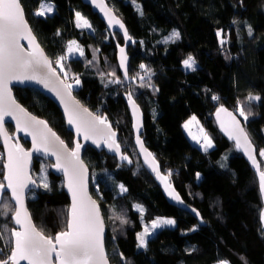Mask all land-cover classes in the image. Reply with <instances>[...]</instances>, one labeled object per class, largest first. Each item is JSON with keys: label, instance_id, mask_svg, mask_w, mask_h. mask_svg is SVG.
Listing matches in <instances>:
<instances>
[{"label": "trees", "instance_id": "16d2710c", "mask_svg": "<svg viewBox=\"0 0 264 264\" xmlns=\"http://www.w3.org/2000/svg\"><path fill=\"white\" fill-rule=\"evenodd\" d=\"M106 1L134 40L128 47L129 79L120 84L108 83L107 73L112 66L110 72L115 71L122 79L116 47L123 44V38L117 32L111 34L89 6L81 0H53L55 11L39 17L34 14L39 0H21V4L34 34L52 61L65 54L69 40H76L84 49L83 57L71 58L65 66L79 74L80 84L73 85L72 92L91 111L111 121L126 144V147L121 145L122 151L133 161L129 165L120 164L114 156L90 146L83 155L90 173L98 174V189L91 182L90 191L105 218V248L110 263L264 264V219L261 218L264 202L258 178L214 120L219 106L232 110L241 120L264 170V157L259 156V150L264 149V0ZM137 4L143 15L137 11ZM77 11L89 20L92 29L75 26ZM174 29L180 33L179 39L164 43V37ZM218 31L222 33L220 37ZM221 39L225 40L223 45ZM94 48L99 50L95 65L106 74L104 82L88 63ZM189 55L195 59L194 69L183 65ZM140 64L152 70L151 80H146L152 88L140 87L139 79H131L137 73L143 75ZM13 90L24 107L44 118L72 147L73 135L48 97L31 87H13ZM129 91L143 112L145 145L161 171L165 175L171 171L170 182L183 201L199 212L200 218L168 203L142 166L132 141L126 95ZM249 93L262 99L248 101ZM213 95L219 100H212ZM241 106L251 113L247 121L239 116L237 109ZM192 115L212 139L213 147L206 152L185 132L183 124ZM6 128L10 132L14 130L11 124H6ZM22 142L29 146L28 142ZM42 162L50 165L48 160L34 158L32 175L38 172ZM2 165L3 157L0 178ZM47 181L50 188L41 186L31 191L27 204L37 228L46 236H53L65 229L69 198L61 177L49 170ZM117 184L125 185L127 192L121 194ZM135 204L144 207L143 218L133 207ZM116 217H123L128 223L122 224ZM156 217L173 218L175 226L158 229L149 237L146 249L137 248L136 233ZM5 223L13 227L11 213L0 216V225ZM0 245L10 248L7 240H0ZM8 248L0 253V258L5 257Z\"/></svg>", "mask_w": 264, "mask_h": 264}, {"label": "snow or ice", "instance_id": "6c2138e0", "mask_svg": "<svg viewBox=\"0 0 264 264\" xmlns=\"http://www.w3.org/2000/svg\"><path fill=\"white\" fill-rule=\"evenodd\" d=\"M93 6L97 7L107 19L109 28L118 26L123 30L125 41L132 38L128 35L123 22L114 14L113 10L107 6L105 0H91ZM135 3V0H133ZM137 11L143 15L140 5H136ZM55 11L53 0H39V6L35 10V15L45 17ZM235 23V21H233ZM75 26L81 29H92L93 26L89 20L79 11L75 12ZM248 34L252 35V29L249 27ZM59 35V32H57ZM222 35L221 31L217 36ZM180 33L173 30L169 36L164 37L163 42H174L179 39ZM28 42L27 47L21 43V40ZM221 45L225 43L220 40ZM95 51H99L98 49ZM119 67L123 70L124 80L129 79L127 56L125 48H120ZM83 57L84 49L76 40L67 41L66 54L50 60L40 47L35 35L25 19L24 9L21 0H0V137L3 138L7 150V160L4 164L5 174L3 181H0V216H8L11 213V219L18 228H9L5 223L0 225V240H7L10 244L0 248L3 252L8 248L4 258H0V264H21L26 261L27 264H109V259L105 251L104 229L105 223L101 216L100 205L96 200L88 195L87 191V166L80 157V151L83 145L76 141L75 147L69 149L63 140L48 126L47 122L31 115L26 109L21 107L11 95L9 83L11 81H35L43 85L44 88L54 92L64 106V112L67 116V123L75 127L76 135L83 136L85 141H92L97 148L102 145L110 152H113L121 161L132 164L133 161L126 152H122L120 142L117 140V134L113 130L108 118L103 115H96L84 108L79 101L72 96L73 85H79L78 76H69L65 70L63 61L69 57ZM97 57L95 52L93 60ZM93 61H88L91 64ZM53 63L59 66L63 72L57 71ZM195 59L189 55L183 60L185 68L194 69ZM143 75L137 73L131 77L133 81L139 79L140 87L152 88L150 82L152 70L145 64H140ZM102 82H104L105 73H99ZM108 83L120 84L123 81L116 76L115 71L107 73ZM71 80V83L67 82ZM107 86V84L105 85ZM128 102L132 108L133 115L136 117L134 129L136 131L135 143L139 152L144 156V162L148 165L156 178L164 184L165 191L173 200L183 203L181 197L175 192L170 182L172 175L169 170L166 175L161 174L158 162L155 156L150 153L143 144L140 137V128L142 124L139 120V106L133 99L131 91L126 93ZM212 100L217 101L219 97L213 95ZM259 95L249 93L248 101H260ZM239 116L245 121L251 115L241 106L237 109ZM221 114H224L223 116ZM11 117L15 121L16 130L24 132L31 136L32 150L26 151L19 143H11L13 137L5 129V118ZM216 117L220 123L221 129L228 135L229 139L235 141L236 148L241 149L252 162L259 177V186L264 192V170L261 169L256 159V149L248 137L245 128L241 125L236 115L229 112L223 105L216 109ZM197 118L192 116L185 122L184 128L189 130V135L206 152L213 147L211 137L203 129L198 128V133L193 134L190 130L191 125L198 124ZM39 153L44 157H55V163L51 165H41L39 183L29 174L33 153ZM259 156L264 157V149L259 150ZM227 160V157L223 158ZM222 167L225 165L222 164ZM51 167L62 172L65 178L66 187L71 194V204L67 210V222L65 230L55 234V236H46L37 230L32 223L31 216L24 206V192L30 186L33 188L43 187L49 189L47 181V168ZM199 177V173H197ZM6 181V183H5ZM121 194L127 192L123 184L118 185ZM10 195H6L9 194ZM14 201V205L10 203ZM143 218L145 211L140 204L133 205ZM194 211V210H193ZM199 215V213H197ZM121 223H128L123 217H116ZM261 218L264 219V213ZM176 221L172 218L156 217L150 223L145 224L143 230L136 233L137 248L146 249L148 239L153 233L167 226H174ZM192 230H195V226ZM123 259V253L120 254ZM220 264H228L227 261H221Z\"/></svg>", "mask_w": 264, "mask_h": 264}, {"label": "water", "instance_id": "95a60500", "mask_svg": "<svg viewBox=\"0 0 264 264\" xmlns=\"http://www.w3.org/2000/svg\"><path fill=\"white\" fill-rule=\"evenodd\" d=\"M81 2L82 3H84V4H86L87 6H89V8L91 9V11L92 12H94V13H96V15L104 22V24H105V26H106V29L111 33V34H114L115 32H117V33H119L121 36H122V38H123V44H118L117 45V47H116V61H117V64H118V68H119V72H120V74L122 75V77L124 78V76H123V70L119 67V63H120V57H121V53H120V48L121 47H123V48H125V54H126V56H127V67L129 68V63H130V55H129V53H128V47L130 46V45H133L134 44V40H133V38L129 35V33H128V35L132 38L130 41H125V38H124V34H123V30L122 29H119V27L118 26H113V27H111V28H109V26H108V23H107V19L104 17V15H103V13H101L100 11H99V9L97 8V7H95V6H93V4L91 3V0H81ZM105 3L107 4V6L109 7V8H111L109 5H108V3H107V1L105 0ZM112 9V8H111ZM114 12V11H113ZM115 14V13H114ZM24 15H25V12H24ZM116 15V14H115ZM117 16V15H116ZM118 17V16H117ZM119 18V17H118ZM25 19H26V16H25ZM120 19V18H119ZM27 20V19H26ZM121 20V19H120ZM122 21V20H121ZM123 22V21H122ZM28 24H29V22H28ZM124 24V23H123ZM125 25V24H124ZM29 26H30V28L32 29V27H31V25L29 24ZM125 28H126V26H125ZM126 30H127V28H126ZM32 32H33V30H32ZM127 32H128V30H127ZM33 34H34V32H33ZM35 35V34H34ZM35 37H36V35H35ZM36 39H37V42L39 43V45H40V47L43 49V47L41 46V44H40V42H39V40H38V38L36 37ZM21 43L22 44H24L25 45V47H27V45H28V42L26 41V40H21ZM44 50V49H43ZM44 54L48 57V55L46 54V52L44 51ZM49 58V57H48ZM50 59V58H49ZM51 60V59H50ZM54 67V66H53ZM129 75V74H128ZM61 78H63L62 76H61ZM126 81H128V80H126ZM9 87L11 88V95L13 96V98L16 100V102L21 106V107H23L24 109H26L27 110V112L28 113H30L31 115H33V116H35V117H37L38 119H41V120H44V121H46L44 118H42V117H39V116H37V115H35V114H33L31 111H29L26 107H24L17 99H16V97H15V94H14V90H13V87H19V88H25V87H31V88H35L36 90H38L39 92H41L43 95H45L46 97H48L57 107H58V109H59V111H60V113H61V115H62V118H63V120H64V123H65V126H66V129L73 135V145H72V147H69L68 145H67V143L58 135V133L49 125V123L47 122V124H48V126L60 137V139L61 140H63L64 142H65V144L68 146V148L69 149H72V148H74L75 147V143H76V141L77 140H79V142L83 145V147L81 148V151H80V157H81V159L84 161V158H83V155H84V151H85V148L87 147V146H90V147H92V148H94L95 150H97V151H104L106 154H108V155H111V156H114L116 159H117V161L120 163V164H127V165H129L126 161H121L113 152H110L106 147H104L103 145L101 146V147H99V148H97L96 147V145L95 144H93L92 143V141H85L84 139H83V136H77L76 135V131H75V127L74 126H70L68 123H67V116H66V114H65V112H64V106L60 103V101H59V98L55 95V93L54 92H52V91H50L49 89H46V88H44L43 87V85H40V84H38V83H36L35 81H23V82H20V81H11L10 83H9ZM72 96L77 100V101H79L75 96H74V94H73V92H72ZM80 102V101H79ZM136 102V101H135ZM80 104L84 107V108H87L90 112H92V113H94L93 111H91L88 107H86L85 105H83L81 102H80ZM136 104H137V102H136ZM138 105V104H137ZM127 106H128V109H129V112H130V116H131V128H132V133H133V138H132V141H133V144H134V147H135V149H136V152H137V155H138V157H139V160H140V162H141V164H142V166L144 167V169L153 177V179L155 180V182L157 183V185L159 186V188L161 189V191H162V193H163V195H164V197L166 198V200L168 201V203H170V204H172V205H174V206H176L177 208H180V209H182V210H185V211H187V212H189V213H191V214H193L195 217H197V218H200V214L199 215H197V213H199L195 208H193V207H191V206H189L188 204H186L183 200V203H179V202H177V201H175V200H173L171 197H169L168 196V194H167V192L165 191V187H164V184H162L161 182H160V180H158L157 178H156V175H155V173L154 172H152L151 171V169L148 167V165L147 164H145V162H144V156H143V154H141L140 152H139V148H138V146L136 145V143H135V136H136V131H135V129H134V124L137 122L136 121V117H134V115H133V111H132V108H131V106H130V104H129V102H128V99H127ZM139 106V105H138ZM224 107V106H223ZM226 108V107H225ZM227 109V108H226ZM229 112H232L234 115H236L232 110H229V109H227ZM94 114H96V113H94ZM97 115V114H96ZM138 115H139V120H140V122H141V124H142V127L140 128V137H141V139H142V141H143V144H144V147L150 152V153H152L148 148H147V146L145 145V143H144V140H143V138H142V133H143V131H144V116H143V112H142V110H141V108H140V106H139V113H138ZM222 116L224 115V114H221ZM236 117H237V119L238 120H240L239 118H238V116L236 115ZM214 120H215V122H216V125L218 126V128H219V130H220V132L228 139V140H230L231 142H233L234 144H235V141L234 140H232V139H229V137H228V135L221 129V127H220V123H219V121L217 120V117H216V111L214 112ZM110 123H111V121L110 120H108ZM240 122H241V120H240ZM6 124H11L12 126H13V128H14V130H13V132L11 133V132H9V130L6 128ZM111 125H112V123H111ZM241 125L243 126V124H242V122H241ZM4 127H5V129L7 130V132H8V134L10 135V136H12L13 137V139H12V141H11V143H19V145L20 146H22L26 151H30V150H32V140H31V136H28V135H26L24 132H18L17 130H16V125H15V121L14 120H12L11 119V117H6L5 118V125H4ZM244 127V126H243ZM112 128H113V130L116 132V134H117V140H118V132L114 129V127L112 126ZM246 131V130H245ZM249 137V136H248ZM250 139V138H249ZM22 141H24V142H28V144H29V146L28 147H26L24 144H23V142ZM0 143H1V146H2V151H3V177H4V174H5V169H4V164L6 163V160H7V150H6V147H5V145H4V141H3V138L2 137H0ZM253 144V143H252ZM121 145V144H120ZM236 146V145H235ZM254 146V145H253ZM121 150H122V147H121ZM237 150L245 157V159L247 160V162L249 163V165L251 166V168L253 169V171L255 172V174H256V177L258 178V181H259V177H258V173L256 172V169H255V167L253 166V164H252V162L248 159V156L241 150V149H238L237 148ZM123 152V151H122ZM153 154V153H152ZM128 155V154H127ZM129 156V155H128ZM34 158H41V159H44V160H48L49 162H50V165L51 164H54L55 163V157H50V158H48V157H44V156H41L39 153H33V156H32V161H31V165H30V169H29V174L32 176V178L33 179H35L34 177H33V175H32V169H33V164H34ZM156 159V158H155ZM257 159V158H256ZM156 161H157V159H156ZM158 162V161H157ZM84 163H85V165L87 166V169H88V172H87V191H88V195L89 196H91L92 197V199H94V200H96L97 201V199L94 197V196H92V194H91V191H90V181H91V173H90V170H89V167H88V165L86 164V162L84 161ZM159 164V163H158ZM159 167H160V165H159ZM49 170H50V172L51 173H53L54 175H56V176H59V177H61L62 178V183H63V189H64V191H65V193L67 194V196H68V198H69V206H70V204H71V194L68 192V189H67V187H66V183H65V178H64V175H63V173L62 172H59V171H57V170H55L54 168H51V167H49ZM160 171H161V168H160ZM161 174H164L162 171H161ZM165 175V174H164ZM3 177H2V181H3ZM5 183H6V181H5ZM38 183V182H37ZM171 185H172V187L175 189V187H174V185L171 183ZM260 187V186H259ZM37 190H39V187H37V188H33V187H29L28 189H25V192H24V206L27 208V210H28V213L30 214V216H31V213H30V211H29V208H28V204H27V197H28V194L31 192V191H37ZM260 191H261V189H260ZM175 192L176 193H178V191L175 189ZM179 194V193H178ZM261 194H262V198H263V202H264V192H262L261 191ZM8 195H10V193L8 194ZM179 196H180V194H179ZM181 197V196H180ZM182 199V198H181ZM11 203L14 205V201H11ZM97 203L99 204V202L97 201ZM100 205V204H99ZM194 210V211H193ZM100 211H101V216H102V218L104 219V223H105V229H104V244H105V238H106V233H107V226H106V222H105V218H104V216H103V212H102V208H101V206H100ZM31 220H32V223L35 225V223H34V221H33V219H32V216H31ZM11 221H12V225H13V227H15V228H18L19 226L18 225H15V223H14V221L11 219ZM35 227L37 228V226L35 225ZM37 230H39L38 228H37ZM65 230V229H64ZM40 231V230H39ZM60 232V231H59ZM43 233V232H42ZM58 233V232H57ZM44 234V233H43ZM45 235V234H44ZM55 236V235H54ZM53 236V237H54ZM0 248H2L1 247V245H0ZM105 251H106V248H105ZM1 253V252H0ZM107 253V252H106ZM109 259V258H108ZM21 264H27V262L26 261H22L21 262ZM109 264H111L110 263V261H109Z\"/></svg>", "mask_w": 264, "mask_h": 264}, {"label": "rangeland", "instance_id": "374dc122", "mask_svg": "<svg viewBox=\"0 0 264 264\" xmlns=\"http://www.w3.org/2000/svg\"><path fill=\"white\" fill-rule=\"evenodd\" d=\"M73 40V39H72ZM67 45V44H66ZM80 45V44H79ZM96 49L94 48L93 49V52H92V57L90 58V60H88V61H93L91 64L94 66V68H95V70H96V74L97 75H99V73H101V70H100V68L99 69H97V67H96V65H95V62H97L98 63V52L97 51H95ZM94 52H95V55H96V57H97V59L96 60H93V54H94ZM65 54H66V50H65ZM64 54V55H65ZM76 57H78V56H76ZM71 58H75V57H69L68 59H66L65 61H63V64H64V67L66 66V65H68L69 64V61H70V59ZM53 66L54 67H56L57 68V71L58 72H61V70H60V68H59V66L58 65H56L55 63H53ZM113 68H112V66L110 67V69H109V71H108V73H110V71L112 70ZM65 70H67V69H65ZM68 71V75L71 77V76H73L74 75V73L75 72H73V71H71V70H67ZM62 73V75H63V72H61ZM75 75L76 76H78L79 74H76L75 73ZM100 76V75H99ZM63 77V76H62ZM101 78V77H100ZM124 80V78L122 77V79H121V81H123ZM124 81H126V80H124ZM123 81V82H124ZM67 82H69V83H71V80H69V81H67ZM192 116H194V115H192ZM192 116H190L186 121H188ZM185 121V122H186ZM197 121H198V119H197ZM185 122H184V124H185ZM199 122V121H198ZM184 124H183V126H184ZM113 126V125H112ZM199 127H202V125L200 124V123H198V124H193V125H191V127H190V130H191V132L193 133V134H197V135H199V133H198V128ZM115 129V128H114ZM185 129V128H184ZM204 129V128H203ZM116 130V129H115ZM205 130V129H204ZM185 132H186V134L188 135V137L193 141V142H195V143H197L196 141H194L193 139H192V137L189 135V130L188 129H185ZM208 134V133H207ZM118 141L120 142V144L122 145V147H126V144H123V142L120 140V138L118 137ZM2 154V155H1ZM3 157V151H0V158H2ZM46 165L44 162H42V163H40L38 166H39V170H38V172L37 173H35L33 176L37 179V181L39 182V177H40V175H41V173H40V167H41V165ZM2 168H3V166H2ZM49 171V168H47V172ZM3 174V173H2ZM108 176H110V174L109 173H106ZM99 176H100V173H99ZM2 177H3V175H1V178H0V181H2ZM91 182H92V185H94V188L97 190L98 189V174H96V172H92V174H91ZM118 185L119 184H117V189H118V191H119V188H118ZM120 192V191H119ZM122 213H124V210H122ZM120 214H121V211H120ZM165 218H170V217H165ZM173 219V218H172ZM149 222H147V224H148ZM151 223V222H150ZM150 223L148 224V225H150ZM145 225V224H144ZM175 226V225H174ZM144 227V226H143ZM167 227H173V226H167ZM143 230V229H142ZM141 230V231H142ZM157 231V230H156ZM155 231V232H156ZM154 232V233H155ZM153 233V234H154ZM54 236V235H53ZM220 262L221 261H219V262H217L216 264H220Z\"/></svg>", "mask_w": 264, "mask_h": 264}, {"label": "bare ground", "instance_id": "6f19581e", "mask_svg": "<svg viewBox=\"0 0 264 264\" xmlns=\"http://www.w3.org/2000/svg\"><path fill=\"white\" fill-rule=\"evenodd\" d=\"M235 145V144H234ZM236 147V146H235ZM237 149V148H236ZM258 161V160H257ZM183 200V199H182ZM186 203V202H185ZM187 204V203H186ZM190 206V205H189ZM192 207V206H191Z\"/></svg>", "mask_w": 264, "mask_h": 264}]
</instances>
